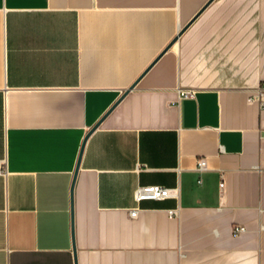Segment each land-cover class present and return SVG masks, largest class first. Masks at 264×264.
I'll use <instances>...</instances> for the list:
<instances>
[{
	"label": "crops",
	"instance_id": "0c3cea01",
	"mask_svg": "<svg viewBox=\"0 0 264 264\" xmlns=\"http://www.w3.org/2000/svg\"><path fill=\"white\" fill-rule=\"evenodd\" d=\"M263 83L264 0H0V264H264Z\"/></svg>",
	"mask_w": 264,
	"mask_h": 264
},
{
	"label": "built area",
	"instance_id": "2783aa9c",
	"mask_svg": "<svg viewBox=\"0 0 264 264\" xmlns=\"http://www.w3.org/2000/svg\"><path fill=\"white\" fill-rule=\"evenodd\" d=\"M264 91V83L259 88V94ZM196 95V91L194 89H183L181 90V96L193 98ZM256 96H252L251 100H255ZM207 167V162L205 158H199L197 170L204 171ZM224 186V183H221V187ZM178 196L177 188H168L162 185L153 184V185H145L140 186L135 193V199L137 202H141L143 200H165L168 198H176ZM136 210L132 211V216L136 214ZM172 213V211H171ZM243 226H235L234 232L240 233L244 231Z\"/></svg>",
	"mask_w": 264,
	"mask_h": 264
},
{
	"label": "water",
	"instance_id": "95a60500",
	"mask_svg": "<svg viewBox=\"0 0 264 264\" xmlns=\"http://www.w3.org/2000/svg\"><path fill=\"white\" fill-rule=\"evenodd\" d=\"M106 115H107V114H106ZM103 119H104V118H102V120H103ZM102 120H101V121H102ZM101 121H99V122L96 124V126H95L91 131H93L94 129H96V128L100 125ZM88 136H89V134L85 137L84 142H83V144H82V148H81V152H80L79 159L81 158V155H82V152H83V147H84L85 141H86V139H87ZM78 168H79V164H78L77 169H76V172H75V177H76V175H77ZM75 177H74L73 185H74V183H75Z\"/></svg>",
	"mask_w": 264,
	"mask_h": 264
}]
</instances>
